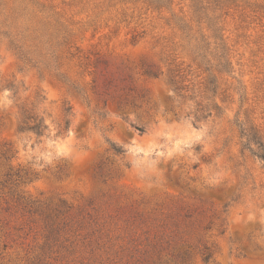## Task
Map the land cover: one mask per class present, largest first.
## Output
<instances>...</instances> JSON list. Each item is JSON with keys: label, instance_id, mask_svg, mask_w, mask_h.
Masks as SVG:
<instances>
[{"label": "rangeland", "instance_id": "obj_1", "mask_svg": "<svg viewBox=\"0 0 264 264\" xmlns=\"http://www.w3.org/2000/svg\"><path fill=\"white\" fill-rule=\"evenodd\" d=\"M200 1L0 0V264H264V0Z\"/></svg>", "mask_w": 264, "mask_h": 264}, {"label": "trees", "instance_id": "obj_2", "mask_svg": "<svg viewBox=\"0 0 264 264\" xmlns=\"http://www.w3.org/2000/svg\"><path fill=\"white\" fill-rule=\"evenodd\" d=\"M169 2H170V0H148L149 5H151L154 8H160V7L166 6ZM191 2H192V7L194 8L195 12L201 10L202 7L200 5L201 4L200 0H191ZM206 45H207L206 43L205 44H197L195 46L194 54H195L196 58H198L200 60V62L208 64V62L206 61V56L203 53V51H204L203 48H205ZM218 59H219V62L217 63L218 71L230 72V62H229L228 58L226 57V55L221 53L219 55ZM206 70L209 71L208 68H206ZM146 73L149 75H152V76H157L156 73H154L150 70H147ZM170 81L175 82L173 76L170 79ZM176 88H179V87H176ZM204 88H205V91H209L211 93H215V91L217 89L215 79L212 76L211 72H210V76H208L206 81H205ZM212 110H215L218 113L220 108L215 103L211 104V107H209L207 104L205 106H203L202 104L198 103V107H197V109L193 115V120H192L193 123L195 124L196 122L210 116L212 113ZM67 126H68V121L66 120L65 121V128ZM21 129L30 130V131L34 132L36 135L41 136L44 134L45 130L48 129V127L44 123V121L42 120L41 117L25 116L23 123L21 125ZM137 129L139 130L140 133L143 132L142 128H137ZM240 134L246 140V142L243 143V147L249 149V151H251V153L253 155L257 156L264 163V143L261 140L260 136L255 131V129L252 126L249 129L240 128ZM251 143H253L256 146L255 149L250 147ZM113 149L117 153H122L124 151V149H122L121 147H118V146L117 147L113 146ZM209 257H210V254H203L202 261L204 263H207L209 260Z\"/></svg>", "mask_w": 264, "mask_h": 264}]
</instances>
